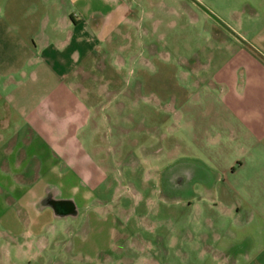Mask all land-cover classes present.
<instances>
[{
	"label": "crops",
	"instance_id": "crops-1",
	"mask_svg": "<svg viewBox=\"0 0 264 264\" xmlns=\"http://www.w3.org/2000/svg\"><path fill=\"white\" fill-rule=\"evenodd\" d=\"M223 3L224 33L193 69L209 77L200 74L193 100L180 101L179 130L197 161L178 164L177 175L210 184L215 197L223 181L226 197L264 198V0ZM138 7L148 0H0V224L7 242L30 248L26 258L41 257L58 219L77 217L94 198L66 163L90 118L88 96L75 92L99 81L101 56L114 52L105 41L130 34Z\"/></svg>",
	"mask_w": 264,
	"mask_h": 264
},
{
	"label": "rangeland",
	"instance_id": "rangeland-1",
	"mask_svg": "<svg viewBox=\"0 0 264 264\" xmlns=\"http://www.w3.org/2000/svg\"><path fill=\"white\" fill-rule=\"evenodd\" d=\"M226 9L223 0H148L126 38L105 41L114 51L101 56L105 72L88 94L74 91L88 96L90 118L66 154L94 198L58 219L39 258L7 242L0 224V264H262L264 198L226 197L223 181L215 197L210 184L177 175L178 164L197 161L179 130L180 101L193 100L200 74L209 77L193 69L224 33Z\"/></svg>",
	"mask_w": 264,
	"mask_h": 264
},
{
	"label": "flooded vegetation",
	"instance_id": "flooded-vegetation-1",
	"mask_svg": "<svg viewBox=\"0 0 264 264\" xmlns=\"http://www.w3.org/2000/svg\"><path fill=\"white\" fill-rule=\"evenodd\" d=\"M178 179H179L180 181H182V179H181L179 176H178ZM189 183H190V182H189ZM65 205H66V204H64V203H63V204H60V208L62 209L63 207H66Z\"/></svg>",
	"mask_w": 264,
	"mask_h": 264
}]
</instances>
